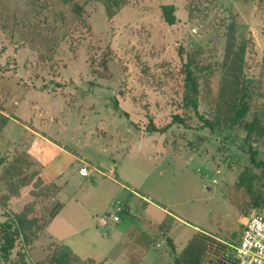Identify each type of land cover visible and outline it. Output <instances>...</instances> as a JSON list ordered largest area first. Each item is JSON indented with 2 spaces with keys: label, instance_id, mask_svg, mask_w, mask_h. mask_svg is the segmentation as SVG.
Wrapping results in <instances>:
<instances>
[{
  "label": "rangeland",
  "instance_id": "1",
  "mask_svg": "<svg viewBox=\"0 0 264 264\" xmlns=\"http://www.w3.org/2000/svg\"><path fill=\"white\" fill-rule=\"evenodd\" d=\"M188 1L0 0V112L12 117L0 131V199L22 181L48 191L33 207L40 226L30 235L37 240L17 239L1 264H36L43 250L51 254L58 246L39 240L55 189L34 181L36 166L23 149L30 141L24 124L75 147L93 164L114 161L128 188L92 174L72 182L70 192L91 180L111 185L115 202L109 210L129 224L132 215L120 210L126 201L142 215V199L132 189L167 207L176 219L164 217L181 232L171 246L173 264L200 262L205 244L198 235L189 243L195 253L178 254L192 233L189 224L198 227L196 234L215 233L236 244L251 214H264V166L250 157L256 150V160L264 161V137L246 139L243 124L225 121L233 113L229 96L245 84V120L258 117L264 125V0H207L196 16ZM166 3L176 6L173 25L162 15ZM191 54L208 72L201 77L199 108L211 119L219 114L216 130L184 106ZM176 114L185 122L171 123ZM244 171L249 177L238 185ZM1 200L0 222L13 219ZM153 235L158 239L151 246L162 240L159 231Z\"/></svg>",
  "mask_w": 264,
  "mask_h": 264
},
{
  "label": "crops",
  "instance_id": "2",
  "mask_svg": "<svg viewBox=\"0 0 264 264\" xmlns=\"http://www.w3.org/2000/svg\"><path fill=\"white\" fill-rule=\"evenodd\" d=\"M10 120L12 117L8 123ZM22 126L30 133V141L24 145L23 149L36 166L37 175L34 181H40V187L53 186L55 189L53 200L45 216L46 223L39 230V240L42 238L44 241L49 240L52 243L67 245L83 261L93 259L96 262L107 264H173V258L170 259L171 246L176 247V238L180 236L181 232L177 224H173L171 219L164 217V215L170 216L171 214L167 207L156 204L151 197L140 195L139 192L132 189L131 193L142 199L141 205L138 206L142 215L137 216L133 213L132 207L126 201L123 208L126 207L129 214L132 215L131 223L120 220L112 225L104 224L100 217L110 211V206H113L115 202L111 185L101 180L96 182L91 180L89 183L77 184V187L71 192L68 186L72 182L86 181L92 177V174H96L107 176L114 183H119L123 189H128L127 186L120 183L117 177L118 169L115 162L113 161V164L110 165V162L106 160L101 161L100 165L93 164L87 159H82L75 147L71 148L59 143L38 131L35 126L29 124ZM109 149L112 148L108 147ZM105 150L108 151L106 148ZM83 166L88 167V177L80 173V168ZM35 189L37 187L34 183L22 187L19 195L13 196L9 200V211L19 213L29 201L34 199L33 190ZM151 208L157 209V213ZM120 210L122 209L120 208ZM137 218H140V221ZM172 218L176 219L174 216ZM57 224L62 226L58 227ZM189 225L192 226H188L192 233L181 249L177 247L178 254L184 257L195 253L189 247V243L193 237L198 235L205 244L198 264H227L225 259L227 250L230 244H235L236 241H231V238L230 240L225 239L215 233H208L207 236H204L203 233L196 234L194 231L198 232V227ZM158 226L159 229H156ZM156 231L161 233L162 240L151 246V242L154 243L158 239L153 235ZM36 245L38 244L36 243ZM105 247L107 250H102ZM121 247H125V249L121 250ZM43 252L45 257L48 252L47 250H43Z\"/></svg>",
  "mask_w": 264,
  "mask_h": 264
},
{
  "label": "trees",
  "instance_id": "3",
  "mask_svg": "<svg viewBox=\"0 0 264 264\" xmlns=\"http://www.w3.org/2000/svg\"><path fill=\"white\" fill-rule=\"evenodd\" d=\"M114 1L116 3L119 2V0H114ZM204 1L207 0L188 1L187 6L189 8V13L191 16L197 15L196 8L199 10L200 4L202 5ZM161 9L164 20L170 25L175 24L177 21V16L175 14L176 12L175 4L173 3L162 4ZM195 57L196 54H191L189 56V61L185 66L186 90L183 98L184 106L186 108H192L195 111V113L198 115V117L203 120V125H205V127H209V129L211 130H216L218 126L222 124L221 119L218 117L219 114L211 119L203 116L200 113L199 105L201 100L199 99V94L201 88L203 87L201 77L203 79H206V75L204 73H208V72L204 68L200 67L198 63H196L197 61H195ZM242 88H244L245 90H239L234 95L229 96L228 99L232 103L233 113L230 116H227L225 121L229 125V127H234L236 125L243 124V127L246 130V139L252 136H257L259 138L264 137V125L260 123L258 117H254L251 121L245 120L250 110V106L247 100V93H248L247 86L243 84ZM8 120H9V116L0 112V131H2V129L6 126ZM175 122L184 123L185 121L184 118H182L179 114H176L174 115L171 123H175ZM256 154H257L256 150H253L250 155L251 161L259 167L264 166V161L256 160ZM25 158H27V156H25ZM18 162L20 161L17 160L15 162V165ZM18 168L21 169L23 167L19 166ZM9 173L12 175L13 172H9ZM249 174H250L249 171H244L241 174V179L238 182V185H242L241 182L245 181L244 179L245 178L247 179V177H249ZM28 183H29L28 181H22L21 183L16 184L14 187H12V191L10 194H5L1 196L2 200L1 199L0 200L5 203V205H3L2 207H5V209L9 211L8 205L11 197L18 195L21 188L24 187L25 185H28ZM36 191L37 192L33 190V195L35 196L34 199L29 201L19 213L9 211L11 212V215L14 216L13 219L9 218L10 217L9 216L8 218H6V220L0 222V230L2 232V234L0 235V264H1V260L9 259L12 250L15 248L17 239L22 238L24 243L30 244L31 239L33 238V236L31 238L30 232L33 231V228L38 229L37 226H40L38 224L40 223L39 222L40 220L36 219L37 216L35 215L37 214L34 213L33 207L34 205L39 207L38 205L40 204L41 197L46 196L48 194V191L42 188L41 190H36ZM52 195L54 196V194ZM256 205H259V202H256ZM122 210L128 211L126 207L122 208ZM33 213L35 215H33ZM43 225H45V223ZM57 244H58L57 248H59V250H57L56 248L55 250H53L51 254H49L48 252L47 255L43 259L39 260L36 264H44L42 262H44L45 260H46L45 263H49V264H73L71 262L72 259L74 258L79 259L69 246L61 243H57ZM90 261L91 264H107L105 262H96L93 259H90ZM23 264H28V263L23 262Z\"/></svg>",
  "mask_w": 264,
  "mask_h": 264
},
{
  "label": "built area",
  "instance_id": "4",
  "mask_svg": "<svg viewBox=\"0 0 264 264\" xmlns=\"http://www.w3.org/2000/svg\"><path fill=\"white\" fill-rule=\"evenodd\" d=\"M80 173L88 177V167H81ZM100 220L104 224H115L121 217L119 211H107ZM244 226L240 240L236 244H230L227 250V264H264V214H251Z\"/></svg>",
  "mask_w": 264,
  "mask_h": 264
}]
</instances>
